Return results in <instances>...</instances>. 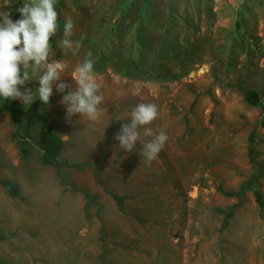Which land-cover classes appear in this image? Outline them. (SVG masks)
I'll list each match as a JSON object with an SVG mask.
<instances>
[{"label":"rangeland","instance_id":"374dc122","mask_svg":"<svg viewBox=\"0 0 264 264\" xmlns=\"http://www.w3.org/2000/svg\"><path fill=\"white\" fill-rule=\"evenodd\" d=\"M22 3L0 0V11L16 21ZM56 11L59 55L50 60L66 64L62 80L74 89L72 73L90 52L104 101L95 121L66 119L62 98L40 107L63 141L60 161L81 165L62 168L69 184L40 163L44 127L20 142L12 134L24 124L0 114V178L19 183L23 197L0 187V260L264 264V210L254 198V190L264 198V110L243 97L264 88V0H57ZM68 17L81 43L75 56L58 46ZM37 86L34 78L24 87ZM139 103L158 106L151 127L168 136L151 162L139 145L127 153L114 138ZM253 131L256 167L247 157ZM254 175L240 199L222 194ZM112 195L125 197L121 210ZM238 203L220 231L216 211Z\"/></svg>","mask_w":264,"mask_h":264},{"label":"clouds","instance_id":"9594fccd","mask_svg":"<svg viewBox=\"0 0 264 264\" xmlns=\"http://www.w3.org/2000/svg\"><path fill=\"white\" fill-rule=\"evenodd\" d=\"M57 0H23L17 9L20 18L13 21L8 11H0V100H18L30 106L34 100L48 105L53 89L61 94L66 119L83 116L91 121L99 118L104 97L94 72V61L89 52L72 73L76 87L62 80L66 64L51 59V39L58 29ZM74 21L68 17L63 23V38L59 47L77 55L79 41L71 39ZM36 79L34 90L24 86ZM23 89V91H21ZM158 106L139 103L129 113L114 137L119 149L132 153L137 151L142 159L151 162L164 148L168 136L165 131L154 130L151 125L158 118ZM142 136L144 139H142Z\"/></svg>","mask_w":264,"mask_h":264},{"label":"trees","instance_id":"16d2710c","mask_svg":"<svg viewBox=\"0 0 264 264\" xmlns=\"http://www.w3.org/2000/svg\"><path fill=\"white\" fill-rule=\"evenodd\" d=\"M50 45L52 47V53L58 57V51L55 48V39L54 37L50 41ZM244 101L245 103L252 108H262L264 110V88L261 92H257L254 90H246L244 92ZM62 98L61 95L54 96L50 98L49 103L53 100H57ZM48 103V104H49ZM47 105H43L38 100H35L33 105L24 109L21 104H19L16 100H0V114L6 113L12 115L17 118L19 121V125L22 127V123L24 124L23 134H20L18 131H15L12 134V138L14 140H18L20 142L24 140H32L33 136L31 134V130L38 123L44 127V131L41 133L39 137L38 149L40 151V163L42 166L51 167L55 169L57 176L60 177L64 184H69L65 174L62 173V168H79L80 164H70L68 162L60 161V155L63 149V141L56 134V126L50 123L45 117H40V107H45ZM255 132H251L247 138V157L250 164L253 167H256V158L257 152L255 150ZM22 155L26 158L29 154V151L26 148L21 149ZM258 180V176L254 175L248 182H246L239 192L229 191L224 192L221 191L225 197L228 198H236L240 199L244 192L249 188H255V183ZM0 187L5 190L8 197L17 200H23L21 194V187L17 182H12L10 180L1 179L0 178ZM86 198H89V195L85 194ZM114 202L116 203L119 210L123 207V202L125 197H120L117 195H112ZM254 198L256 204L259 206L261 210H264V198L260 192L254 190ZM240 204H236L229 208L228 211L217 210L219 214L223 215L222 224L220 227V231L225 230L229 225V220L234 215V210ZM7 239V236L4 235L0 231V242H3ZM0 264H7L6 262L0 260Z\"/></svg>","mask_w":264,"mask_h":264},{"label":"crops","instance_id":"0c3cea01","mask_svg":"<svg viewBox=\"0 0 264 264\" xmlns=\"http://www.w3.org/2000/svg\"><path fill=\"white\" fill-rule=\"evenodd\" d=\"M19 104H21L20 103V101H18V100H16ZM3 114H6V113H3ZM7 115H9V114H7ZM40 152V151H39ZM5 153V148H3V154ZM7 180V179H6ZM11 181V180H10ZM12 182H14V181H12ZM19 184V183H18ZM20 185V184H19ZM21 187V186H20Z\"/></svg>","mask_w":264,"mask_h":264}]
</instances>
